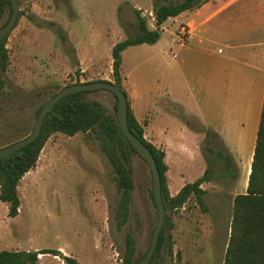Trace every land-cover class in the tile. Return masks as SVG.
Listing matches in <instances>:
<instances>
[{"label":"rangeland","instance_id":"1","mask_svg":"<svg viewBox=\"0 0 264 264\" xmlns=\"http://www.w3.org/2000/svg\"><path fill=\"white\" fill-rule=\"evenodd\" d=\"M153 2L18 0L22 13L17 14L5 43L9 63L3 71L4 85L0 89V146L28 133L36 116L35 108L66 82L76 78L112 80L108 72L111 45L134 34V8L147 26H154ZM184 19L180 14L169 16L160 24L155 41L131 44L120 51V81L129 78L146 90L152 96L154 110L173 119L191 110L190 102L182 103V111L169 102L183 99L180 95L185 92L178 74V57L172 55H181L177 39L180 34V40H185L187 33L180 28ZM212 23L213 19L208 25ZM250 37L261 36L254 33ZM188 42L199 45L197 37ZM78 51L83 64L88 62L82 71L77 66ZM83 97L96 99L108 112H115L114 96L105 88L87 91ZM143 112L139 116L142 125L149 118ZM189 116L195 118L192 112ZM129 166L133 181L129 213L125 223L116 227L112 217L117 199L113 171L98 141L82 132L51 133L35 164L18 180L17 214L7 216L5 203L0 200V249L61 246L59 255L38 253L36 264H67L62 254L71 255L78 264H120L113 253L122 255L124 233L130 229L137 257L148 246L156 207L148 192V164L132 152ZM223 169L228 174L235 171V175L223 176L218 181L219 193L207 190L203 198L206 210H201L190 197L183 207L168 212L172 253L162 247L150 264L222 263L231 200L233 193L240 191L242 176L240 173L237 178L236 168Z\"/></svg>","mask_w":264,"mask_h":264},{"label":"crops","instance_id":"2","mask_svg":"<svg viewBox=\"0 0 264 264\" xmlns=\"http://www.w3.org/2000/svg\"><path fill=\"white\" fill-rule=\"evenodd\" d=\"M179 14L185 17L180 28L187 34L185 40L177 39L181 55H172L178 57L182 69L178 74L185 92L180 95L184 100L169 102L181 111L182 103L190 102L188 116L164 117L154 110L152 96L146 90L129 78H123L121 85L135 118L140 122L143 110L148 113L142 125L143 136L164 151L170 194L200 176L207 164L212 175L200 183L205 189L204 200L207 190L220 192L218 181L229 175L223 168H236L237 178L241 173L237 192H242L264 90V0H207ZM254 33L261 37L251 38ZM194 37L199 45L188 42ZM76 56L82 71L88 62L83 64L79 51ZM191 112L195 122L189 116ZM219 151L231 156L229 164Z\"/></svg>","mask_w":264,"mask_h":264},{"label":"trees","instance_id":"3","mask_svg":"<svg viewBox=\"0 0 264 264\" xmlns=\"http://www.w3.org/2000/svg\"><path fill=\"white\" fill-rule=\"evenodd\" d=\"M204 1L154 0L152 3L153 27L147 26L139 10L134 8L136 16L134 34L114 42L110 49L112 80L109 81L116 83L124 92L127 103V126L150 150L160 177V195L165 214L155 248L147 264H150L160 254L162 247H165L169 254L172 253V237L169 231L172 222L169 220L168 212L177 211L190 197L193 198V201L201 210L207 209L203 200L205 189L200 186V183L207 178L210 169L207 164L200 176L183 183L174 194L169 193L164 174L167 167L163 159L164 151L143 136L142 123L135 118L126 92L121 85L120 51L127 45L155 41L163 20L169 16L177 15L183 10L192 9ZM3 12H6V14L0 24L4 23L10 13L9 0H0V16ZM20 13H22V10L18 9V15ZM10 29L0 37V89L4 85L3 71L9 63L8 49L5 43ZM72 82H79V79L76 78L73 81L66 82V84ZM92 90L94 89H82L63 95L45 113L40 131L33 140L13 152L0 156V200L5 203L7 216L12 217L17 214L19 207L18 180L24 172L35 164L46 138L56 131L67 135L82 132L85 136L98 141L100 149L111 166L117 193L112 217L116 227H120L125 223L129 213L133 186L129 158L132 152L138 155L139 153L120 130L115 112H108L96 99L83 97V93ZM110 92L115 99V94L112 91ZM41 104L42 102L35 108V114ZM113 108L115 109V101ZM8 142L10 141L5 143ZM218 154L228 164L232 160L230 155L220 151ZM229 175L233 177L235 171H231ZM148 192L154 203L151 186L148 188ZM123 243L120 264H134L145 252L144 250L137 257L134 256L135 241L130 229H127L124 233ZM45 252L61 254V251L57 248L46 247L35 250L0 249V264H36L37 254ZM61 257L68 264H78L71 255L62 254ZM221 264H264V90L246 185L242 192L234 193L231 200L228 234Z\"/></svg>","mask_w":264,"mask_h":264},{"label":"water","instance_id":"4","mask_svg":"<svg viewBox=\"0 0 264 264\" xmlns=\"http://www.w3.org/2000/svg\"><path fill=\"white\" fill-rule=\"evenodd\" d=\"M9 4H10V13L7 19L4 21V23L0 24V37L12 27L18 14V0H9ZM97 88H105L112 91L115 94V115L119 128L122 131L123 135L133 145V147L136 149L139 155L146 161V163L149 166V171L151 175L152 197L156 207V220L152 228L149 243L145 252L134 263V264H147L155 248L158 234L164 220L165 212L160 195V177L156 163L154 161V158L150 150L136 135H134L129 130L127 126V122H126L127 103H126L125 94L116 83L109 81L107 79H95L89 81L72 82L60 86L57 90H55L42 102L38 112L36 113L30 131L25 135H23L22 137L0 146V156L13 152L22 145L33 140L40 131L41 123L45 113L63 95L82 89H97Z\"/></svg>","mask_w":264,"mask_h":264},{"label":"built area","instance_id":"5","mask_svg":"<svg viewBox=\"0 0 264 264\" xmlns=\"http://www.w3.org/2000/svg\"><path fill=\"white\" fill-rule=\"evenodd\" d=\"M181 39V36L179 35L178 36V41H182V40H180ZM182 207V206H181ZM54 255H58V254H54ZM113 255L115 256V257H118V260H119V262H121V260H122V255L120 254H118V252L117 251H114V253H113ZM67 263V262H66ZM68 264V263H67Z\"/></svg>","mask_w":264,"mask_h":264}]
</instances>
